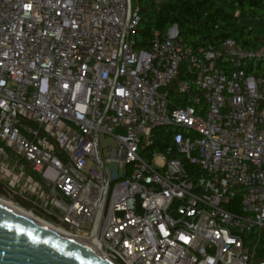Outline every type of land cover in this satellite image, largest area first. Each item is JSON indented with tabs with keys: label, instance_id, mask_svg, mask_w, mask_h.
<instances>
[{
	"label": "built area",
	"instance_id": "2783aa9c",
	"mask_svg": "<svg viewBox=\"0 0 264 264\" xmlns=\"http://www.w3.org/2000/svg\"><path fill=\"white\" fill-rule=\"evenodd\" d=\"M138 22L0 0V199L115 264H264V39L141 46Z\"/></svg>",
	"mask_w": 264,
	"mask_h": 264
},
{
	"label": "trees",
	"instance_id": "16d2710c",
	"mask_svg": "<svg viewBox=\"0 0 264 264\" xmlns=\"http://www.w3.org/2000/svg\"><path fill=\"white\" fill-rule=\"evenodd\" d=\"M137 2L139 22L136 44L141 46L148 45L155 31L160 36H165L173 25H177L180 38L192 47L216 44L222 38H232L245 49L256 48L262 43V38L256 31L243 25L241 19L255 18L264 23L263 0H160L158 3L156 0H137ZM172 130L170 127H163L156 129L155 133L169 135ZM40 217L48 220V217Z\"/></svg>",
	"mask_w": 264,
	"mask_h": 264
},
{
	"label": "water",
	"instance_id": "95a60500",
	"mask_svg": "<svg viewBox=\"0 0 264 264\" xmlns=\"http://www.w3.org/2000/svg\"><path fill=\"white\" fill-rule=\"evenodd\" d=\"M130 0H127L129 13ZM165 38L180 37L177 25ZM100 205L91 231L95 236ZM0 264H115L88 244L72 239L0 203Z\"/></svg>",
	"mask_w": 264,
	"mask_h": 264
},
{
	"label": "bare ground",
	"instance_id": "6f19581e",
	"mask_svg": "<svg viewBox=\"0 0 264 264\" xmlns=\"http://www.w3.org/2000/svg\"><path fill=\"white\" fill-rule=\"evenodd\" d=\"M0 203L3 204V205H5V206H7V207H9V208H11V209H13V210H15V211H17L18 213H20V214H22V215H25V216H27V217H29V218L35 220L36 222H38V223H40V224H42V225H44V226H46V227H49V228H51V229H53V230H55V231H57V232H59V233H62L63 235H66V236H68V237H70V238H72V239H75V240L80 241V242H82V243L88 244V245H90L91 247H93L95 250H97V249L93 246V243H91V242H87V241H85V240L79 238L78 236H75V235L69 234V233L65 232L64 230H62V229H60V228H57V227H55V226L49 224L48 222L42 220L41 218L35 217V216L32 215L31 213H29V212H27V211H25V210L19 208L18 206L14 205V204H12V203H10V202H7V201H4V200L0 199Z\"/></svg>",
	"mask_w": 264,
	"mask_h": 264
},
{
	"label": "crops",
	"instance_id": "0c3cea01",
	"mask_svg": "<svg viewBox=\"0 0 264 264\" xmlns=\"http://www.w3.org/2000/svg\"><path fill=\"white\" fill-rule=\"evenodd\" d=\"M243 25L252 28L256 31L257 35H259L262 40L264 39V23H261L259 20L255 18H244L242 19ZM261 28L259 31L258 29Z\"/></svg>",
	"mask_w": 264,
	"mask_h": 264
},
{
	"label": "rangeland",
	"instance_id": "374dc122",
	"mask_svg": "<svg viewBox=\"0 0 264 264\" xmlns=\"http://www.w3.org/2000/svg\"><path fill=\"white\" fill-rule=\"evenodd\" d=\"M241 23L243 24L242 19H241ZM258 30L260 31L261 28H259ZM99 141H100V145H101V146H102V145H108V146L113 145V140H112L111 138H104V137L100 136ZM34 216H36V215H34ZM37 217H38V216H37ZM39 218H41V217H39ZM41 219L44 220V221H47V220H45V219H43V218H41ZM47 222H49V221H47Z\"/></svg>",
	"mask_w": 264,
	"mask_h": 264
}]
</instances>
